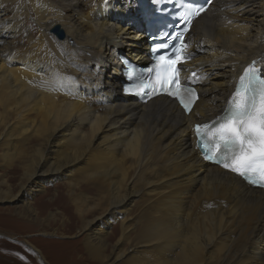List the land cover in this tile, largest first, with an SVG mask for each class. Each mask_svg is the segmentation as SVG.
Wrapping results in <instances>:
<instances>
[{"label":"bare ground","instance_id":"bare-ground-1","mask_svg":"<svg viewBox=\"0 0 264 264\" xmlns=\"http://www.w3.org/2000/svg\"><path fill=\"white\" fill-rule=\"evenodd\" d=\"M144 35L136 0H0L1 159L23 174L16 187L0 175V201L23 198L6 211L39 217L29 198L67 178L96 264H264V190L205 163L193 132L222 115L248 66L264 75V0H215L196 20L189 116L124 95L119 53L145 58ZM56 218H39L44 235Z\"/></svg>","mask_w":264,"mask_h":264},{"label":"snow or ice","instance_id":"snow-or-ice-1","mask_svg":"<svg viewBox=\"0 0 264 264\" xmlns=\"http://www.w3.org/2000/svg\"><path fill=\"white\" fill-rule=\"evenodd\" d=\"M203 11L202 8L188 9L185 30L192 23L191 17H198ZM158 47L166 49L167 45ZM180 52L182 49L174 57L159 55L156 67L162 70L154 73L155 83L151 77H146L138 81L136 87L149 97L156 92V85L161 89L167 87V95L177 100L186 113H191L193 101L198 96L193 89L185 90L180 82L179 65L186 59ZM147 72L153 73L154 69L149 67ZM215 123V128L209 124H198L195 128L204 159L222 165L250 184L264 187V80L257 81L252 72L245 71L239 78L231 106ZM255 175L259 179L254 178Z\"/></svg>","mask_w":264,"mask_h":264},{"label":"rangeland","instance_id":"rangeland-1","mask_svg":"<svg viewBox=\"0 0 264 264\" xmlns=\"http://www.w3.org/2000/svg\"><path fill=\"white\" fill-rule=\"evenodd\" d=\"M33 21H28V24L37 27ZM147 44L146 41V46ZM119 55L123 54L119 53ZM120 94H122L121 91ZM1 154L0 151V175L16 187L23 176L17 168L20 162L15 160L9 168L1 159ZM67 180L61 177L54 183L47 181L40 183V185L47 186L45 193H37L29 198V202L36 208L39 217L34 213L23 219L15 212L6 211L22 206L25 202L23 198L19 202L0 201V264H40L38 254L29 246L30 244L42 251L48 264H96L91 260L85 248L88 239L87 232L81 229L80 217H77L78 214L69 205L65 186ZM50 213L56 214L57 221L52 223L50 229L52 235H44L42 231L47 230V225L40 219H47ZM113 227L111 225L108 232L111 233ZM74 260H80V262H74Z\"/></svg>","mask_w":264,"mask_h":264},{"label":"water","instance_id":"water-1","mask_svg":"<svg viewBox=\"0 0 264 264\" xmlns=\"http://www.w3.org/2000/svg\"><path fill=\"white\" fill-rule=\"evenodd\" d=\"M53 34L56 35L59 39L63 40L65 38L64 32L59 27L53 30Z\"/></svg>","mask_w":264,"mask_h":264}]
</instances>
